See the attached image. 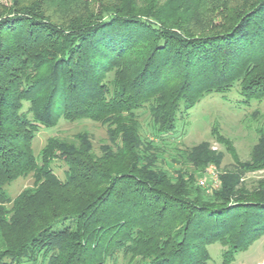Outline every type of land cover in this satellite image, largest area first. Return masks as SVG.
I'll list each match as a JSON object with an SVG mask.
<instances>
[{"label": "trees", "instance_id": "16d2710c", "mask_svg": "<svg viewBox=\"0 0 264 264\" xmlns=\"http://www.w3.org/2000/svg\"><path fill=\"white\" fill-rule=\"evenodd\" d=\"M0 4V264L222 263L264 236V117L241 161L213 131L233 168L219 185L198 179L222 155L208 142L177 150L179 113L233 87L264 103V0H9ZM24 103L28 106L25 111ZM148 114L143 127L138 113ZM88 120L106 128L100 154L85 135L40 128ZM66 166L64 179L51 170ZM31 175L34 188L5 186ZM6 206H9L7 209Z\"/></svg>", "mask_w": 264, "mask_h": 264}, {"label": "rangeland", "instance_id": "374dc122", "mask_svg": "<svg viewBox=\"0 0 264 264\" xmlns=\"http://www.w3.org/2000/svg\"><path fill=\"white\" fill-rule=\"evenodd\" d=\"M0 4L9 6V0H0ZM28 104L24 103L26 110ZM264 117V103L251 102L243 103L238 93V89L233 87L224 94H210L204 97L195 107L188 112L182 110L177 116L174 136L167 139L166 144L161 148L163 158L166 163L170 162L171 156L177 150L189 148L201 142H208L210 148L215 153L222 155L219 168L213 166L217 172L219 185V174L233 168L232 158L225 151V147L216 141L213 131L224 140L232 143L241 161L248 160L249 153L256 143V128ZM141 125L148 123V114L144 111L138 113ZM83 134L88 139L91 150L95 154H100V147L108 145V135L106 128L100 124L82 120L67 122L60 120L53 128H40L32 141V150L40 161V152L46 144L47 139L57 138L62 140H73L76 135ZM40 163V162H39ZM51 170L61 180L64 179L66 166L60 160H53ZM199 180V179H198ZM241 184L252 189L258 182H264V170L246 173L241 177ZM34 188V179L31 175L21 177L16 181L5 186V191L10 198H14L25 190ZM8 209L9 206H6ZM224 249L214 244L208 247L210 261L208 264H223L221 255ZM108 264H112L109 262ZM117 264H122L118 260ZM229 264H264V236L255 240L247 250L237 254Z\"/></svg>", "mask_w": 264, "mask_h": 264}, {"label": "built area", "instance_id": "2783aa9c", "mask_svg": "<svg viewBox=\"0 0 264 264\" xmlns=\"http://www.w3.org/2000/svg\"><path fill=\"white\" fill-rule=\"evenodd\" d=\"M217 172L213 166L207 167L204 172V177L198 180V185L204 189L209 187H217Z\"/></svg>", "mask_w": 264, "mask_h": 264}]
</instances>
